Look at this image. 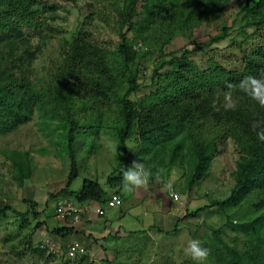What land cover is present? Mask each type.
Returning a JSON list of instances; mask_svg holds the SVG:
<instances>
[{"label": "rangeland", "instance_id": "obj_1", "mask_svg": "<svg viewBox=\"0 0 264 264\" xmlns=\"http://www.w3.org/2000/svg\"><path fill=\"white\" fill-rule=\"evenodd\" d=\"M37 1L39 4L34 6L40 10L37 27L22 29L23 38L16 55L11 56L13 41L1 42L0 64L8 63L13 72L22 73L21 79L44 91L46 100L57 104L56 96L49 88L59 84V69L74 46L98 48L111 58L117 57L114 53L121 45V33L128 29L121 21L125 0ZM176 1L170 3V8L182 19L181 23L174 22V26H169L171 15L168 12L163 13L160 22H144L146 14L142 10L134 20L142 31L128 33L136 52L132 70L143 90L139 95H133V100L169 84L171 79L165 76L172 67L164 64L172 58L186 55L181 75L196 81L194 75L216 69L223 73L242 72L244 51L251 53L258 47L252 41L244 44L243 49L239 46L244 36L240 34L241 21H237V16L247 0H221L225 4L222 8L215 6L212 0H203V3ZM215 10L217 14L213 16ZM225 27L229 31L227 39L201 49L202 44ZM26 50L31 57L26 56ZM21 56L24 65L19 67ZM179 68L177 65V71ZM158 69L160 79L156 81L153 76ZM82 77V88L75 92L74 116L81 123L90 122V125L81 130L79 177L69 186L71 160L66 138L69 126H65L66 119H62L64 113L53 118L50 105H36L25 122L0 134V207L9 205L25 214L30 207L28 202L35 201L37 210L42 212L39 219L31 214L26 217L10 214L9 218L0 221V264H192L196 262L184 253L187 242L196 239L204 247L207 237L219 230L228 244L242 250L249 238L245 229L247 224L264 213L256 207L264 201V189L253 191L236 207H211L194 216L188 215L230 197L235 185L234 174L243 156L233 139L229 136L218 139L216 135L223 132L220 130L219 133L218 126L208 121L195 124L199 143L215 141L219 151L210 164L207 177L189 188V156L178 157L170 165V151L163 152L162 157H156L155 150L147 153L148 146L135 131L127 142V145H134L135 151L128 149L125 157L131 159V163L140 159L154 174L161 170L163 179L172 183L173 191L171 194L162 191L161 183L150 181L145 189L124 193L121 183L115 188L109 184L110 177L120 175L122 161L117 150L113 153L112 146L118 148V133L125 127L119 108L112 100L122 97L129 84L115 90L89 67L83 70ZM60 91L61 88L54 90ZM231 92L234 97L236 88ZM223 95L220 94L222 99ZM83 102L86 109L82 107ZM173 147L174 144L169 149ZM161 159L166 165H159ZM17 164H22L23 172ZM20 176L24 178L23 183ZM85 179L100 183L109 200H118V204L113 208L106 205L107 211L102 216L92 210L78 224L59 218L54 211L56 198L50 195L60 193L59 197H62L66 188L69 192L80 191ZM119 189L121 191L117 193ZM173 194L178 198L175 199ZM69 198L77 202L73 197ZM84 204L90 209L97 206L95 203ZM38 223L42 224L39 228ZM66 226H74L75 233L66 238L53 233L55 228ZM158 228H176L177 232L167 235ZM45 243L48 247L53 244V247H42ZM75 243L80 247L71 255L68 247ZM31 247L34 250L39 247L46 253L42 256L33 254L29 251Z\"/></svg>", "mask_w": 264, "mask_h": 264}, {"label": "trees", "instance_id": "obj_2", "mask_svg": "<svg viewBox=\"0 0 264 264\" xmlns=\"http://www.w3.org/2000/svg\"><path fill=\"white\" fill-rule=\"evenodd\" d=\"M198 1L203 3V0ZM173 2L176 3L177 1L125 0L121 21L128 26V29L121 33V45L114 53V57H117L111 58L108 53L100 52L98 48L74 46L71 54L59 69V84L49 88V91H52L53 95L56 96L57 104L46 100L44 91L38 90L30 82L21 79L22 73L18 75L8 67V63L3 66L1 63L0 134L14 130L18 124L25 122L36 105L40 107L50 105L49 112L53 118L64 113L62 119L65 118V126H69L66 132L71 160L69 186L79 177L78 153L80 148L78 149V140L82 135L81 130L90 125V122L81 123L74 116L77 101L75 92L82 88L80 83L83 78V70L89 67L90 71H95L115 90L126 83L129 84L127 92L122 97H115V100H112L119 108L120 116L125 124V127L118 133L117 153L122 161L120 163V175L109 178V184L113 188L122 181L121 169L131 165V159L125 157L128 151L126 145L135 131L141 136L143 143L148 146L146 148L147 153L155 150L156 157L158 155L162 157L163 152L170 151V165H173L178 157L189 156L191 174L188 186L192 188L201 183L207 177L210 164L219 151L218 143L215 141L208 143H199L198 141L195 124L208 121L218 126L219 133L220 130L223 132L217 134V138L229 136L238 145L243 156L234 174L235 185L230 197L223 201H214L210 206L199 208L196 212L188 215L194 216L211 207L220 209L236 207L253 191L264 189V142L258 140L255 132L251 129V122L254 119L258 120L264 117V109L260 108L255 101L247 97L238 88L239 82L245 76H259L261 70H264V0H247L245 7L237 16V21H241L240 34L244 36L239 45L240 48L243 49L244 44H248L250 41L258 46L251 53L244 51L245 67L242 72L226 71L223 73L216 69L208 73L194 75L193 79L196 80L194 81L181 75L185 67L186 55L180 58H172L164 64L172 67V71L165 76L171 79L169 84L133 100L132 96L139 95L143 90L138 82L137 74L133 73L132 70L136 52L132 47L128 33L134 30L136 32L142 31V29H138L134 21L142 13V10L146 14L144 22H160L164 18L163 13L168 12L171 15V21L168 22L169 26H174V22L181 23L182 19L178 18L179 15H176L170 8V3ZM212 3L219 8L225 5L221 0H212ZM37 4H39L37 0H0V32H2L0 43L13 41L11 56L16 55L19 49L18 44L20 41L22 42V29L25 26L37 27L40 15L39 8L34 7ZM216 14V10L212 12L213 16ZM227 37H229V31L225 27L221 33L202 44L201 49L210 48L216 42L225 40ZM25 54L27 57L32 56L28 50L25 51ZM18 60L19 67L24 65L23 56ZM177 65L180 66L178 71ZM21 70L22 68H19V71ZM158 73L159 69L155 70L153 80L160 79ZM228 82L234 85L233 88H236L234 99L239 102L236 111H224L222 106L223 99L220 94L228 91L225 87ZM58 88H61V91L59 93L54 92ZM213 100L217 102V109L211 107ZM82 107L86 109L85 102L82 103ZM173 144V149H169L170 145ZM159 165H166L165 160L161 159ZM17 166L23 172L22 164H17ZM19 180L24 182L22 176L19 177ZM64 191V197H73L80 204L95 203L105 208L110 201L101 184L90 179L84 180L80 191L69 192L67 188ZM120 191L119 189L117 193ZM60 195V193L51 194L50 197L57 200ZM28 203H30V207L25 214L9 205L1 206L0 221L9 218L10 214L25 215V217L31 214L35 219H39L42 212L37 210V203L35 201ZM256 207L258 210H264V201ZM41 225L38 223L37 228ZM245 229L249 238L242 250L228 244L221 236V230L213 231L212 237L208 236L204 242V247L209 248L211 252L208 264H264V213L247 224ZM158 230L167 235L177 232L176 228L173 230L158 228ZM53 233L60 238H66L75 233V228L73 226L59 227L55 228ZM29 251L41 256L46 253L39 247L35 250L31 247Z\"/></svg>", "mask_w": 264, "mask_h": 264}, {"label": "clouds", "instance_id": "obj_3", "mask_svg": "<svg viewBox=\"0 0 264 264\" xmlns=\"http://www.w3.org/2000/svg\"><path fill=\"white\" fill-rule=\"evenodd\" d=\"M225 87L228 89V91H226L223 95V109L224 111H236L239 107V102L238 100L234 99L231 92V89L234 87V85L228 82L226 83ZM238 88L247 97L255 101L260 108L264 109V70H261V74L259 76H245L239 82ZM211 107L213 109H217V102L215 100H213ZM251 129L253 132H255L258 140L264 142V117H261L258 120L254 119L251 122ZM126 146L129 150L135 151L134 145L128 144ZM116 150V147L112 146L113 153H115ZM121 172V187L124 193L131 194L140 189H145L148 187L150 181L161 183L162 191H166L169 194H171L173 191L172 183L163 179L161 170L158 169L154 174L151 169L147 168L140 159L133 160L131 165L127 168L121 169ZM62 197H59L55 201V203ZM42 245V247H48L46 243ZM184 253L185 255L189 256L194 262H196V264H208V258L211 254L210 249L207 247H203L200 241L196 239H191L187 242L184 248Z\"/></svg>", "mask_w": 264, "mask_h": 264}, {"label": "built area", "instance_id": "obj_4", "mask_svg": "<svg viewBox=\"0 0 264 264\" xmlns=\"http://www.w3.org/2000/svg\"><path fill=\"white\" fill-rule=\"evenodd\" d=\"M175 199H177V195L173 194ZM118 200H110L108 202V207L113 208L118 204ZM95 206V205H93ZM96 211L99 215H105L106 209L103 208L101 205L95 206V208H88V206H85V204H80L75 202L74 200L62 197L55 203V212L57 216L61 219H70L71 223L78 224L80 221H82L83 216L88 214L90 211ZM49 247L52 248L53 244H49ZM79 244L75 243L71 245L68 249V253L71 255L76 253L79 249Z\"/></svg>", "mask_w": 264, "mask_h": 264}]
</instances>
